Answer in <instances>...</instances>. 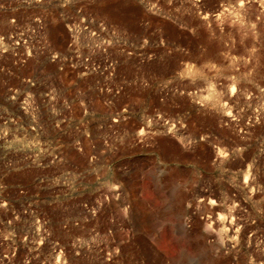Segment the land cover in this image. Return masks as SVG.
Returning a JSON list of instances; mask_svg holds the SVG:
<instances>
[{"label":"rangeland","instance_id":"1","mask_svg":"<svg viewBox=\"0 0 264 264\" xmlns=\"http://www.w3.org/2000/svg\"><path fill=\"white\" fill-rule=\"evenodd\" d=\"M0 264H264V0H0Z\"/></svg>","mask_w":264,"mask_h":264}]
</instances>
